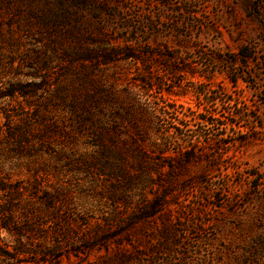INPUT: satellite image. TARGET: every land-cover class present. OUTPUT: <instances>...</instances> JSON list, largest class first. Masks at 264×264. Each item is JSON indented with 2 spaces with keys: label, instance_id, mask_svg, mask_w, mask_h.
Masks as SVG:
<instances>
[{
  "label": "rangeland",
  "instance_id": "obj_1",
  "mask_svg": "<svg viewBox=\"0 0 264 264\" xmlns=\"http://www.w3.org/2000/svg\"><path fill=\"white\" fill-rule=\"evenodd\" d=\"M70 2H0V264H264V0Z\"/></svg>",
  "mask_w": 264,
  "mask_h": 264
},
{
  "label": "trees",
  "instance_id": "obj_2",
  "mask_svg": "<svg viewBox=\"0 0 264 264\" xmlns=\"http://www.w3.org/2000/svg\"><path fill=\"white\" fill-rule=\"evenodd\" d=\"M2 0H0L1 2ZM17 1V3L15 5H12V7H7V10L8 12H12V11H16L18 9V4L22 3L23 1H25V3H28L29 5V10H30V13L35 17L37 18L39 21H42V18L40 17V14L37 15L36 13L32 12L31 11V8L30 6H33L34 7V4L35 2H37V0H15ZM54 3H56L59 7L61 8H56V11H53V9H47V11L49 13L47 14H51L52 16V21L55 25H58L61 23V21H63L66 17H65V13L67 12V15H68V11L66 10L69 5L71 4V0H52ZM9 8V9H8ZM59 9H61V11H59ZM11 10V11H10ZM61 12V14H60ZM46 13V12H45ZM260 24H261V28H262V37L264 39V19H261L260 20ZM91 103H93V101H91ZM99 104H100V101H99ZM141 117V116H139ZM135 118H138L136 116H134L133 119ZM149 118V117H147ZM143 119H145V117H143Z\"/></svg>",
  "mask_w": 264,
  "mask_h": 264
}]
</instances>
